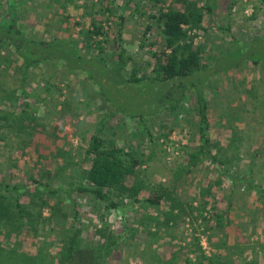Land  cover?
Masks as SVG:
<instances>
[{"label":"rangeland","instance_id":"obj_1","mask_svg":"<svg viewBox=\"0 0 264 264\" xmlns=\"http://www.w3.org/2000/svg\"><path fill=\"white\" fill-rule=\"evenodd\" d=\"M194 7L204 20L189 36L203 65L264 38V0H0V23L14 20L30 38L61 40L93 59L100 54L88 47L86 31L95 20L110 36L109 65L121 31L134 57L126 74L137 68L153 76L155 56L166 51L160 11ZM0 45V127L10 125L0 130V182L26 187L20 192L26 219L12 215L0 224V264H63L70 234L81 247L99 248L105 264H209L219 254L229 264H264V194L257 190L264 188V62L245 61L205 83L212 151L237 177L232 181L206 160L189 164L201 145L194 90L175 111L131 118L115 113L85 71L53 60L26 72L14 49ZM24 112L20 125L12 116ZM95 135L144 159L140 201L116 199L118 207L110 208L95 196L52 195L32 182L53 188L82 182ZM161 189L170 197L160 205L144 202Z\"/></svg>","mask_w":264,"mask_h":264},{"label":"trees","instance_id":"obj_2","mask_svg":"<svg viewBox=\"0 0 264 264\" xmlns=\"http://www.w3.org/2000/svg\"><path fill=\"white\" fill-rule=\"evenodd\" d=\"M156 19L162 26L166 51L163 52L164 57L155 56L158 70L153 76L139 75L137 68L126 74V68L134 57L127 55L123 48L121 31L115 39L119 52L114 62L109 65L105 56L106 44L109 42L110 36L104 26L95 20L92 21L90 29L86 31L88 33L87 41L90 45L88 47L96 49L100 54L99 57L93 59H87L76 53L64 41L47 42L30 38L14 20L4 24L0 23V44L6 43L14 49L15 54L22 60L26 72L34 66L53 60L65 62L72 71H85L89 79L98 86L104 100L110 104L115 113H123L131 118L139 117L143 120L146 116L157 115L164 109L175 111L184 100L186 92L189 89L194 90L201 145L198 151L192 154L193 162L189 164L206 160L217 165L224 176L234 181L237 177L223 169V162L219 160L218 154L212 151L216 144H212L208 135L210 119L205 83L210 79V76L219 72L231 71L245 61H251L254 64L264 62V38L256 42V45L249 51H240V48H237L234 52L222 54L217 59V63L209 67L202 64L201 54L194 50L193 39L189 36L191 30L201 28L204 20L199 9L194 7L185 12L173 9L162 10ZM146 35L147 32L145 37ZM258 51H261V58L251 57ZM137 107L142 108L143 113L133 114V109ZM149 107L152 110L151 113L146 111ZM25 115L24 112L22 115L12 116V118L16 123L20 121V125H22V122L26 121ZM30 121L35 122V119H30ZM9 126H1L0 130L9 128ZM87 154L91 164L89 169L84 171L82 182L71 184L66 188H53L35 179H32V182L44 192L52 195L66 194L69 197L72 193H76L95 196L98 201L105 203L110 208L118 207L116 199L129 198L134 202L140 201L137 196L141 191L146 190L144 180L141 179L139 173V169L145 162L143 158L135 155L133 151L126 152L123 148L117 147L115 142L108 143L99 135L91 138ZM137 184H142L143 187L135 189ZM25 188L0 182V224L3 223L4 218H10L12 215L20 221L26 219L25 208L20 200V192ZM257 190L264 194V188ZM169 197L166 190L161 189V194L152 193L144 202L157 206ZM45 203L43 201V204ZM226 215L227 212L218 214L217 223L219 226H224ZM77 237L73 234L65 237L66 248L64 249L65 254L62 256L63 264H105V262L102 263V259L105 260L106 255L98 252L99 248L81 247L77 245ZM208 262L209 264H229L228 259L223 258L220 254L211 257ZM167 264H174V262L169 260Z\"/></svg>","mask_w":264,"mask_h":264}]
</instances>
